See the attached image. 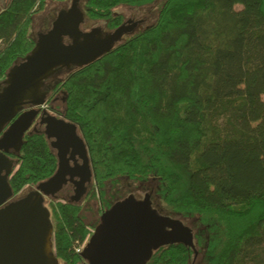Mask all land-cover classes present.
<instances>
[{"label": "trees", "instance_id": "16d2710c", "mask_svg": "<svg viewBox=\"0 0 264 264\" xmlns=\"http://www.w3.org/2000/svg\"><path fill=\"white\" fill-rule=\"evenodd\" d=\"M47 1L68 0L0 8V81L33 48ZM155 2L152 23L58 80L49 99L60 93L54 111L77 126L100 198L104 181L155 180L159 211L195 219L200 264H264V0H84V16L113 29L123 22L115 7ZM56 163L42 133L25 134L14 194ZM46 206L55 257L79 264L75 248L92 229L81 205ZM191 253L167 245L148 264H187Z\"/></svg>", "mask_w": 264, "mask_h": 264}, {"label": "water", "instance_id": "95a60500", "mask_svg": "<svg viewBox=\"0 0 264 264\" xmlns=\"http://www.w3.org/2000/svg\"><path fill=\"white\" fill-rule=\"evenodd\" d=\"M85 19L71 0L70 8L38 33L33 48L15 60L0 81V264H59L53 252V225L45 198L54 197L67 176L71 181L78 176L74 170L91 175L77 126L41 109L49 95L45 81L99 59L124 35L132 33L136 23L124 21L102 34L99 25L84 30ZM33 124L43 125L42 133L52 139L56 168L32 190L12 199L9 177L18 164L24 135L32 133ZM76 157L82 164H76ZM70 161L75 163L73 167ZM171 244H182L194 252L191 227L153 208L149 194L142 199L127 195L100 215V223L80 252V264H145L154 251Z\"/></svg>", "mask_w": 264, "mask_h": 264}, {"label": "rangeland", "instance_id": "374dc122", "mask_svg": "<svg viewBox=\"0 0 264 264\" xmlns=\"http://www.w3.org/2000/svg\"><path fill=\"white\" fill-rule=\"evenodd\" d=\"M5 2V0H0V8H2L1 4ZM71 2V0H69V3ZM76 2V6L78 5V7L82 10V12L84 13V0H75ZM64 6L63 4H59L58 2H51V1H47V4L45 6V8L42 11H39L33 18L32 24H31V34L33 36V39L36 38V36H38L39 32H44L45 30L48 29V27L50 26L52 20L56 17L57 14H59L61 11H59V7ZM68 3L64 6V10H66L68 8ZM239 7V6H238ZM63 10V11H64ZM114 13H119L122 15L123 17V22L129 20V18H131L132 16L136 17L137 19L141 20V19H145V20H141V24H139L132 33L140 30L143 26V24L145 26H147L148 24L152 23L155 18H156V14H157V3H153L150 5H146L143 7H139V8H131V7H127L125 5H119L117 7H115L113 9ZM57 13V14H56ZM41 17V21L38 20ZM138 21V20H137ZM100 26L101 27V32L102 34H104V26H105V22L104 21H89L87 19L84 20L83 22V27H94V26ZM130 33V34H132ZM127 35H124L122 38L124 39ZM61 73V72H59ZM63 74H54L53 76H51L50 78H48L45 81V85H44V89L46 90H51V88L53 87V85L60 80L61 78H63ZM56 104L58 106L62 105V101L59 97V99L57 100ZM31 187L26 186L25 188H23L20 192V195H24L25 193L28 192V190H32L30 189ZM103 192H104V196H105V203L109 202V203H113V199L115 198V196L117 195H121V197H126L127 195H133L135 198L137 199H142L143 196L145 194H149L150 200H151V204L153 208H156L157 211H159L160 207V203L158 200V196H157V182L155 180H148L145 182H136V181H130L128 179H120V180H110L106 183L103 184ZM19 195V194H18ZM65 200L61 195H55L54 197L51 198H45V205H47L51 200ZM117 200V199H116ZM115 200V201H116ZM49 201V202H48ZM93 203H90V201L88 202V205L84 208L86 211L89 210L90 206L93 204V208L96 206L94 202V200H92ZM84 212L83 209L81 211V213ZM161 212V211H159ZM162 214H166L172 217H178L180 219H182L183 223L190 226L194 232L198 231V228L195 224V219L193 218H183L177 214L171 213V212H161ZM85 221L92 227L93 225L90 223V219L87 217H84ZM196 244V249H197V254L191 255V258L189 260V264H200L201 259H202V251L201 248L199 247V245L197 243Z\"/></svg>", "mask_w": 264, "mask_h": 264}, {"label": "flooded vegetation", "instance_id": "af4514ba", "mask_svg": "<svg viewBox=\"0 0 264 264\" xmlns=\"http://www.w3.org/2000/svg\"><path fill=\"white\" fill-rule=\"evenodd\" d=\"M59 4H63L64 6L68 3V8L66 10H68L71 6V2L69 3V1H66V2H58ZM64 6H61L59 7V11H63L64 9ZM57 14V13H56ZM41 21V17H38ZM138 20V21H137ZM142 21L145 20L144 18L141 19ZM141 20L137 19L136 17L132 16L131 18H129V20H127V24H132V23H136V27L141 24ZM149 25V24H148ZM143 27H145V25L143 24L142 25ZM90 26L88 27H83L84 30L86 29H89ZM105 30H104V34L108 33L109 31L113 30V29H109L107 28L106 26V23H105V26H104ZM64 77V76H63ZM51 91H52V88L51 90L49 91V95L46 99V102L49 100L48 102V107H46V105L44 107H42L41 109L42 110H45L47 112V114H50V115H55L57 117H60L59 115H57L56 109H58V105L56 104L57 100L59 99L60 97V93H58L57 95H55L52 99H49V96L51 95ZM45 102V103H46ZM52 108V109H51ZM34 125V124H33ZM42 130H43V125H40V124H36L34 125L33 127V130H32V133L33 132H36V133H42ZM43 134V133H42ZM44 135V134H43ZM46 138V137H45ZM52 141V139H47V142L49 144V147H50V142ZM51 148V147H50ZM52 152L54 153L55 152V149L54 148H51ZM77 160H76V164H82V161L80 158L76 157ZM75 163H73L72 161L69 162V165L70 166H74ZM89 167H90V170H91V175L87 174L84 170L82 169H77V170H74V172H76L78 174V176L76 177H73L72 178V181L69 180V176H67V181L66 183H64L59 192L57 193V195H61L65 201H68V202H72V203H75V204H78V205H81V208L83 209L84 212H82V215L83 217H87V219L89 218L90 219V223L93 225L92 226V230L94 231V228L100 223V215L103 213V211H105L106 209H108L114 202L120 200L122 197L121 195H117L115 196V198L113 199V203H105L104 199H105V196H104V192H103V195H102V198H100L98 196V193H97V187L95 186L94 182H93V174H92V169H91V165H90V160H89ZM121 178H118L116 180H120ZM115 180V179H113ZM108 181H104L100 187V190L103 189V184L106 183ZM34 186V185H33ZM33 186H29L31 187L30 189L33 188ZM29 191V190H28ZM103 191V190H102ZM19 194V195H18ZM18 194H14L13 198L12 199H15V198H18L20 197V193ZM117 199V200H116ZM92 200H94L95 203V207L93 208V204L90 206L89 210H85L84 208L88 205V202L90 201V203H93ZM116 200V201H115ZM52 201V200H51ZM49 202V201H48ZM192 229V228H191ZM193 230V229H192ZM195 234L196 232L193 231V236H194V240H195V243H197L196 239H195ZM196 246V244H195ZM160 249V248H159ZM196 249V247H195ZM157 251V250H156ZM154 251V252H156ZM192 251V250H191ZM154 252L152 253V255L154 254ZM198 252H197V249L192 253L194 255H196ZM191 255H190V258H191ZM152 257V256H151ZM150 257V258H151ZM149 258V260H150ZM149 260L146 261L145 264H148ZM190 260V259H189ZM80 264V263H79ZM189 264V262L187 263Z\"/></svg>", "mask_w": 264, "mask_h": 264}, {"label": "built area", "instance_id": "2783aa9c", "mask_svg": "<svg viewBox=\"0 0 264 264\" xmlns=\"http://www.w3.org/2000/svg\"><path fill=\"white\" fill-rule=\"evenodd\" d=\"M44 106H45V104H44L42 107H44ZM90 231H91V234H92L93 230L90 229ZM88 239H89V238H85V239L83 240V242H81V243L75 248V251H76V252H80V251L83 249V247L85 246V244H86V242L88 241Z\"/></svg>", "mask_w": 264, "mask_h": 264}]
</instances>
